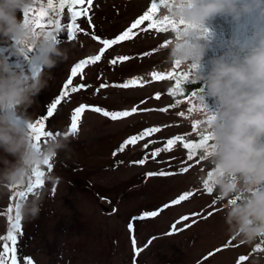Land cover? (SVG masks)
Masks as SVG:
<instances>
[{"label":"rangeland","instance_id":"374dc122","mask_svg":"<svg viewBox=\"0 0 264 264\" xmlns=\"http://www.w3.org/2000/svg\"><path fill=\"white\" fill-rule=\"evenodd\" d=\"M54 3L58 4V0ZM151 3L152 0H93L87 13L77 19L74 39H68L66 29L58 35L69 49V59L51 70L49 86L28 109L33 122L47 114L49 105L71 76L72 67L81 59L98 54L102 45L93 36L115 38L143 15ZM46 5L47 0H36L34 9ZM81 7L88 8L87 4L77 5L74 10ZM49 15H53L50 10ZM58 18L62 25L71 22L67 7ZM154 19L163 20L161 9ZM171 31L150 29L147 22L137 26L130 39L110 46L101 61L86 65L72 77V87L81 84L91 87L80 88L79 92L65 97L53 117L45 122L46 130L64 134L74 109L81 104L89 107L81 114L78 133L68 137V147L50 160L51 171L46 165L41 169L45 172V183L34 189V193H43L41 212L36 219L20 221L18 264H27L29 259L32 264H248L249 257L260 250L258 247L250 250L227 234L222 206L197 182V174L204 171V161L200 159L202 147L193 153L197 158H187L189 150L183 144L189 139L199 144L201 131L199 125L195 131L192 128L199 119L197 106L189 112L190 99L174 103L167 92L176 85V76L167 75L174 66L165 62ZM9 46L13 43L0 40V49L6 51L3 54L7 53L13 68L31 71L28 62L31 53L18 57ZM215 46L216 55L225 56L226 48L222 44ZM121 55L133 58L115 65L108 62ZM153 72H163L166 76L154 80ZM132 78H139L142 86L127 89L111 86ZM102 83L109 86L97 92ZM208 106L210 110L216 108L214 102ZM93 107L110 112L130 111L133 107L138 110L128 117L112 120L102 112L93 111ZM150 127L161 130L127 146L123 152L117 151L126 139ZM176 136L182 140L171 151L162 152L155 159L151 157L156 148L164 147L168 139ZM145 156L148 157L145 164L132 163ZM181 168L188 171L181 172ZM160 172L175 174L147 175ZM49 176L58 177L59 182L49 181ZM185 192L192 195L178 204L171 203ZM12 195L13 190L0 197V237L6 236L10 226L8 208L21 201ZM147 211L158 214L138 219ZM184 216L189 219L181 220ZM129 224L133 225L132 230ZM241 256L245 260L241 261Z\"/></svg>","mask_w":264,"mask_h":264},{"label":"clouds","instance_id":"9594fccd","mask_svg":"<svg viewBox=\"0 0 264 264\" xmlns=\"http://www.w3.org/2000/svg\"><path fill=\"white\" fill-rule=\"evenodd\" d=\"M35 5L36 0H0V40L16 45L11 49L15 56L30 52L32 69L15 70L0 55V197L29 183L35 170L68 147L63 133L40 145L32 140L28 109L49 86L51 70L69 59V49L55 31L37 32L25 22L24 14ZM217 15L248 18L254 31L242 56L210 60L204 90L196 92L199 129L210 138L200 152L204 171L197 182L206 184L222 206L227 234L250 250L260 247L248 264H264V0H168L162 18L182 20L185 26L174 32L165 62L183 67L190 78L196 64L189 60L197 62L207 51L198 30ZM47 179L59 182L58 177ZM42 201L39 191L22 199L16 208L20 219L38 218Z\"/></svg>","mask_w":264,"mask_h":264},{"label":"snow or ice","instance_id":"6c2138e0","mask_svg":"<svg viewBox=\"0 0 264 264\" xmlns=\"http://www.w3.org/2000/svg\"><path fill=\"white\" fill-rule=\"evenodd\" d=\"M93 0H58V4L54 3V0H47V5L46 8L44 6H41L38 10L36 9H31L30 11L26 12L24 14L25 22L30 23L34 30L37 31H46L45 30V21L48 26H51V30L48 32L55 31L57 35H59L63 30L66 29V35L69 40L74 39L75 37V32L74 28H78L77 24V19L79 16L82 14H86L87 11L90 9L92 5ZM168 2V0H152L150 8L143 13V15L139 16L138 19H136L132 25L125 31H123L122 34L116 36L115 38H109V39H102L98 35H94L93 38L97 40L100 45H102L99 48V52L96 55H91L87 57L86 59H81L78 63L75 64L74 67L71 69V76L68 77L67 82L64 83L63 85V90L60 92L59 96L55 99L54 102H52L48 109H47V114L42 115L38 120L33 122V124L30 126L31 128V133H32V140L35 142L36 145L41 144L42 138L44 139V143L47 141V139L53 135L52 130H46V121H49V118H52L54 115V112L57 109V106L61 104V101L65 98L68 97L71 93H77L79 92L80 88L84 87H91V85H83L81 84L79 87H72V77H75L78 72L81 71L86 65L89 64H96L97 62L101 61L102 57H105L106 50L109 49L110 46L116 45L120 41H125L130 39L133 36V30L137 28V26L143 25L147 22V27L148 28H158V29H163L167 31L168 29H171L172 31L176 32L180 30L182 27H184V21H179L177 22L174 19H170L168 17H164L163 20L157 21L154 19V14L157 12L158 8L161 6L165 5ZM87 4L88 8L81 7L78 10H74V8L77 5L83 6ZM65 7H67L68 12L70 13V23H66L64 25L61 24L60 19L58 18L61 13L64 12ZM49 10L53 15H49ZM37 31V32H39ZM147 54V53H145ZM133 57L127 56V55H121L117 56L115 58L110 59L108 62L112 65L117 64V62H124L132 59ZM179 66V65H176ZM168 76H176V90H180L181 86V81L186 82L189 79V73L188 72H182L179 74L175 73H167ZM152 79H160L161 74L157 72L151 73ZM139 78H132L129 80L124 81L123 83L120 84H115L111 85L113 87H120L127 89L130 86H142V83H138ZM109 85L106 84H100L99 87L97 88V92L99 91L100 88L107 87ZM196 93L193 92L191 93V97L195 98ZM158 98V96H157ZM189 104H192V107L188 109L189 112H192L194 108H196V104L193 103V101L190 99ZM89 107L87 105L81 104L79 107H76L74 111L72 112L71 115V121H70V126L67 128V131L64 132V135L66 137H69L71 135H75L78 133V122L81 117V114L85 111V108ZM93 111L95 112H102V114L105 117H109L112 120H117L120 118L128 117L132 115L133 113L137 112V107H133L130 111H106L103 110L99 107H93ZM166 111V109H163ZM145 111H150V109H145ZM181 116H184V113H180ZM199 124V121L197 120L192 128L193 131L196 130V126ZM159 127H150L145 130H143L141 133L137 135H132L128 139H126L117 149L118 152H123L125 148L129 145H135L139 140L144 139L145 137L151 136L153 133H158L160 132ZM57 135L60 134L59 131L56 132ZM209 137L206 134H201L200 142L199 144H192L189 142H185L183 144V147L188 149V160H192L193 158V153L196 148H200L205 146L209 142ZM182 140L181 136H176L174 139H168L165 146L162 148H156L152 153L151 157L155 159L157 156L160 155L162 152L166 151H171L172 147L174 144H176L177 141ZM145 148L148 147V144L146 143L144 145ZM116 153H113L115 155ZM148 157L145 156L142 159L139 160H133L132 163L134 164H140L143 165L146 163ZM45 165L48 167V170L51 171L52 164L50 163V160L45 161ZM181 172H187L188 168H181ZM169 174H175L174 172L166 173V172H160V173H147V175L152 176V175H169ZM45 176V172L42 171L41 169L35 170L32 173V179L29 181V183L26 184V187L23 190H20V187H17L13 189L14 191V196L13 199H16L17 197L20 198V200L25 199L28 194H33L34 189L40 188L42 185H44L45 181L43 177ZM34 178V179H33ZM208 193H210V189L207 188L206 184L203 186ZM192 193L190 192H185L182 195L178 197V199L173 200L171 203L173 204H178L181 201H184L187 199L189 196H191ZM19 202L15 204V209L18 207ZM167 206V205H166ZM13 211L12 206L8 208V212L11 213ZM158 214L156 211H147L145 212L142 216L138 217V219H145L148 217H155ZM193 215H198V214H193ZM8 219L10 221V228L7 230L6 236L0 237V242H2V250H0V264H8V258L11 260V264H18L17 262V233H21L20 229V217L18 213L15 211V216H8ZM189 217L184 216L181 217V220L187 221ZM14 221V222H13ZM177 224L180 223V221L176 222ZM190 226V225H189ZM129 229L132 230L133 225L129 224ZM173 230L176 229V225L174 224ZM135 243V241H133ZM229 244H231V241H229ZM240 260L243 261L245 260V257L241 256ZM27 264H32L31 260H27Z\"/></svg>","mask_w":264,"mask_h":264},{"label":"trees","instance_id":"16d2710c","mask_svg":"<svg viewBox=\"0 0 264 264\" xmlns=\"http://www.w3.org/2000/svg\"><path fill=\"white\" fill-rule=\"evenodd\" d=\"M162 6L158 9H161ZM162 32L165 30L161 29ZM204 33V38L202 43L206 44V54L197 62L189 60V63H195L196 66L191 69V76L186 81H181L180 90H176V85L168 88V93L171 94L174 103H179L188 99H191V93L203 91L205 85V78L208 70L210 69V60L213 58H218L216 55V46L222 44L226 48V58L231 59L234 56L243 55L242 49L247 48L251 44V38L254 31V25L248 18H243L240 21H235L229 16L217 15L208 21L198 30ZM171 36L167 39V43L171 42V38L174 31H171ZM223 35V36H219ZM231 44V48H230ZM229 54V56H227ZM181 66H174L171 73L175 71L186 72V70L178 69ZM208 105L213 101L206 98ZM195 104V99L193 100ZM197 106V105H196ZM201 136V135H200ZM199 137V136H197ZM193 139H189V143ZM196 154H193V158H196ZM12 215V213H10ZM258 248H260L258 246Z\"/></svg>","mask_w":264,"mask_h":264}]
</instances>
